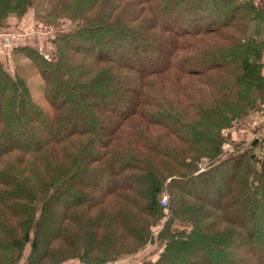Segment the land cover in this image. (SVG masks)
Instances as JSON below:
<instances>
[{
	"label": "trees",
	"instance_id": "1",
	"mask_svg": "<svg viewBox=\"0 0 264 264\" xmlns=\"http://www.w3.org/2000/svg\"><path fill=\"white\" fill-rule=\"evenodd\" d=\"M0 32V264H264V0H0Z\"/></svg>",
	"mask_w": 264,
	"mask_h": 264
},
{
	"label": "rangeland",
	"instance_id": "2",
	"mask_svg": "<svg viewBox=\"0 0 264 264\" xmlns=\"http://www.w3.org/2000/svg\"><path fill=\"white\" fill-rule=\"evenodd\" d=\"M30 14H31V17H33V15H34L33 14V11H31ZM69 29H70V24H67V25L64 24V25H61V27L59 26L58 28H55L54 31L52 30L53 31L52 34L55 33V35H56L58 33L66 32ZM5 32L12 33V32H15V31L12 29L10 31H5ZM0 33L2 34L4 32H0ZM15 56H16L15 54L12 55V62L9 63V61H8L6 67L9 70L12 69V71H15V69H16V70L19 71V73H21L22 77L26 80L27 84L29 85L32 98H33V100H35L34 102H36V104L41 109H43V110L46 111L47 108H48V105L44 101V97H43V81H42V78H41L40 74L38 73L37 66L33 65L32 62H31V60L26 59V58H24V60L22 62L21 61H16L15 62V60L13 59V58H15ZM249 128L251 129V126L250 125H249ZM248 131H250V130L248 129ZM244 133H245V131H244ZM98 136L99 137L101 136L100 133L98 134ZM246 138H247L246 135H245V137L244 136L242 137L243 140H245ZM255 154H258L259 155V149L255 150ZM217 190H219V188ZM158 246L160 247V245H158ZM153 251H154V247L149 248V249L148 248L145 249V251L143 253L145 255H141V254L138 255L139 256L138 259L139 260H142V259L150 258L148 255H150ZM125 261H127V260H125ZM125 261L123 259V261H120V263H118V264H124L123 262H125ZM133 261H134V259L130 262V264H132ZM21 264H24V262L21 263Z\"/></svg>",
	"mask_w": 264,
	"mask_h": 264
},
{
	"label": "built area",
	"instance_id": "3",
	"mask_svg": "<svg viewBox=\"0 0 264 264\" xmlns=\"http://www.w3.org/2000/svg\"><path fill=\"white\" fill-rule=\"evenodd\" d=\"M47 28L44 27H34L29 33L28 35H42L46 33ZM17 39V35L16 34H10V35H5L2 36V49H1V54H4L6 50L10 49L12 46V42L14 40ZM45 58L49 59V56H46ZM251 128L254 130V134H253V140L255 141H259V139L261 138V132L264 130V113L259 115L257 118H254L251 122ZM233 150L232 145L229 143H226L223 145L222 147V152L223 153H228L231 152ZM204 169L203 167L200 169L199 172H203ZM168 204V196L167 195H163L162 198V205L164 207H166Z\"/></svg>",
	"mask_w": 264,
	"mask_h": 264
},
{
	"label": "crops",
	"instance_id": "4",
	"mask_svg": "<svg viewBox=\"0 0 264 264\" xmlns=\"http://www.w3.org/2000/svg\"><path fill=\"white\" fill-rule=\"evenodd\" d=\"M237 136H238V134L236 135V138L235 139H238ZM143 253H141V255H145ZM125 260H127V261H125ZM125 260H124L125 262H123L124 264H130V262L133 260V258H128V259H125ZM120 261H123V259L120 260ZM120 261H118L117 263H114V264H118V263H120ZM64 264H80V262L74 260V261H69V262L64 263Z\"/></svg>",
	"mask_w": 264,
	"mask_h": 264
},
{
	"label": "water",
	"instance_id": "5",
	"mask_svg": "<svg viewBox=\"0 0 264 264\" xmlns=\"http://www.w3.org/2000/svg\"><path fill=\"white\" fill-rule=\"evenodd\" d=\"M257 143H258V141H255L254 144H253V146H256Z\"/></svg>",
	"mask_w": 264,
	"mask_h": 264
}]
</instances>
